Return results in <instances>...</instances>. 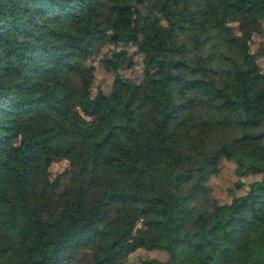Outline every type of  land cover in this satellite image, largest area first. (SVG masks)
I'll use <instances>...</instances> for the list:
<instances>
[{"label": "trees", "instance_id": "16d2710c", "mask_svg": "<svg viewBox=\"0 0 264 264\" xmlns=\"http://www.w3.org/2000/svg\"><path fill=\"white\" fill-rule=\"evenodd\" d=\"M254 11L264 21V0H0V264H121L137 249L264 264V88L228 27ZM118 43L140 53L158 107L123 90L114 123L86 61L112 44L99 60L115 84L132 65ZM59 158L46 188L31 182ZM221 159L241 190L224 202L206 184Z\"/></svg>", "mask_w": 264, "mask_h": 264}, {"label": "rangeland", "instance_id": "374dc122", "mask_svg": "<svg viewBox=\"0 0 264 264\" xmlns=\"http://www.w3.org/2000/svg\"><path fill=\"white\" fill-rule=\"evenodd\" d=\"M256 11L251 14L243 15L239 20L229 22L228 27L231 35L237 37L241 41H246L248 50L256 55V63L260 68L259 74L252 75L256 82L264 88V21H259L256 18ZM211 19L214 22L220 19V16L211 13ZM144 46L148 50L153 49V43L145 42ZM113 48L112 44H106L100 50V54L90 57L87 65L92 66V81L90 85L91 95L97 92L111 95L112 110L110 113L111 122H120L122 118L120 92L123 90H136L139 93V100L136 105H143L145 107H158L156 95L158 93V86L151 78H144L140 66V53L136 52L132 45H124L118 43L115 45V50L124 49L132 59V65L129 68H120L118 70L119 81L113 84V74L107 72L102 68L100 57L104 53ZM66 167V161L59 158L56 161L50 162L47 166L41 168L39 173L31 178V182L43 189L47 186V181L52 179L55 174L61 173ZM217 171L210 176L206 182L212 196L219 202H224L228 199L232 192L240 193L235 183L237 176L234 173V163L230 160L221 159L217 166ZM253 180L252 177H242L240 181L247 183ZM139 227V222H136L135 228ZM150 259L162 261L160 264H169L166 260V255L160 251H145L137 249L128 254L121 262V264H143Z\"/></svg>", "mask_w": 264, "mask_h": 264}]
</instances>
